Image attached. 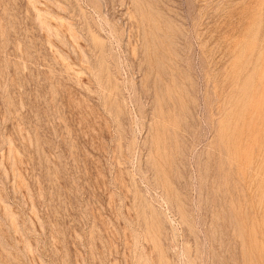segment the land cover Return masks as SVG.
Wrapping results in <instances>:
<instances>
[{
  "label": "rangeland",
  "instance_id": "rangeland-1",
  "mask_svg": "<svg viewBox=\"0 0 264 264\" xmlns=\"http://www.w3.org/2000/svg\"><path fill=\"white\" fill-rule=\"evenodd\" d=\"M0 264H264V0H0Z\"/></svg>",
  "mask_w": 264,
  "mask_h": 264
}]
</instances>
